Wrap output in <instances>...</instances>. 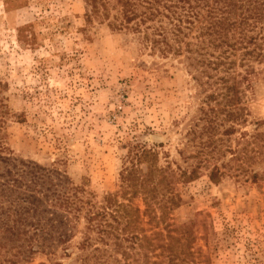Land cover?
Returning <instances> with one entry per match:
<instances>
[{"label": "rangeland", "instance_id": "374dc122", "mask_svg": "<svg viewBox=\"0 0 264 264\" xmlns=\"http://www.w3.org/2000/svg\"><path fill=\"white\" fill-rule=\"evenodd\" d=\"M114 5L109 19L90 22L86 0H0V185L12 186V172L23 192L32 173L47 172L101 205L120 190L130 154L154 149L160 167L198 171L177 184L181 205L170 216L194 231L197 262L264 264V63L241 70L248 122L224 139L227 154H200V140L188 136L206 96L194 69L186 56L155 54L120 28ZM222 164L226 176L212 182V167ZM134 205L145 209L142 199ZM71 225L65 245L54 241L23 264H82L86 256L94 264L96 244L80 248L84 219Z\"/></svg>", "mask_w": 264, "mask_h": 264}, {"label": "trees", "instance_id": "16d2710c", "mask_svg": "<svg viewBox=\"0 0 264 264\" xmlns=\"http://www.w3.org/2000/svg\"><path fill=\"white\" fill-rule=\"evenodd\" d=\"M86 2L90 22L109 19L114 2L120 28L138 34L155 54L186 56L194 69L193 79L206 93L201 116L188 136L191 142L200 140V154L226 155L224 139L231 140L248 122V109L243 106L248 79L241 70L250 68L254 73V64L264 63V0ZM228 152L235 155L232 148ZM128 163L120 174V190L101 205L84 200L81 188L65 186L46 171L39 176L32 173L22 192L19 175L11 172L12 186L0 185V264L27 263L33 255L49 252L54 241L65 245L73 234L71 222L81 218L86 227L80 248L87 251L96 244L94 264H199L194 231L170 219L181 205L177 184L197 180L198 171L160 167L159 154L145 147L136 148ZM144 165L146 172L138 173L135 168ZM226 168L214 165L210 180L219 183ZM9 197L19 199L4 208L1 201ZM137 199L143 200V212L134 205ZM90 260L86 256L82 264Z\"/></svg>", "mask_w": 264, "mask_h": 264}]
</instances>
